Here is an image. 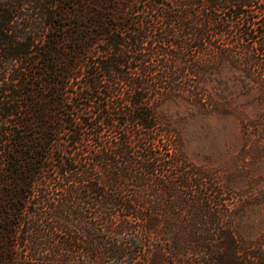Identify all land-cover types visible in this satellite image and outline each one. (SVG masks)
Segmentation results:
<instances>
[{"label":"trees","instance_id":"obj_1","mask_svg":"<svg viewBox=\"0 0 264 264\" xmlns=\"http://www.w3.org/2000/svg\"><path fill=\"white\" fill-rule=\"evenodd\" d=\"M260 16L264 0H0V264H264L246 190L158 110L212 105L207 66L235 65L264 154Z\"/></svg>","mask_w":264,"mask_h":264},{"label":"rangeland","instance_id":"obj_2","mask_svg":"<svg viewBox=\"0 0 264 264\" xmlns=\"http://www.w3.org/2000/svg\"><path fill=\"white\" fill-rule=\"evenodd\" d=\"M263 19L260 16L258 21ZM207 68L205 88L212 91V105L172 96L162 101L159 115L174 132L172 140L182 145L191 161L215 167L221 180L230 176L246 190L242 198L248 195L252 204L241 224L249 235L257 236L264 230V154L257 155L246 142L243 127L244 118L256 115L257 103L252 95L240 94L244 73L235 65Z\"/></svg>","mask_w":264,"mask_h":264}]
</instances>
